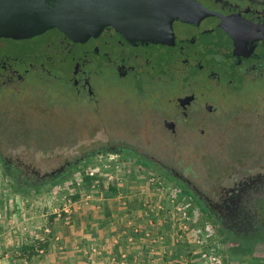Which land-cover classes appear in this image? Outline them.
I'll return each instance as SVG.
<instances>
[{
    "label": "flooded vegetation",
    "instance_id": "obj_1",
    "mask_svg": "<svg viewBox=\"0 0 264 264\" xmlns=\"http://www.w3.org/2000/svg\"><path fill=\"white\" fill-rule=\"evenodd\" d=\"M198 1L210 12L231 17L235 28L246 22L257 42L242 56L231 52L220 59L218 44L195 28L144 43L125 39L113 25L87 39L72 38L59 28L21 39L0 37V95L41 114H52L60 105L85 118L89 147L61 167L96 165L106 153L158 168L189 187L232 238L262 243L264 162L255 163L256 171L234 172L230 184L212 194L175 169L188 168V152L214 150L221 136L230 134L235 151L251 144L256 124L236 123L243 106L260 118L264 145V0ZM249 82L259 88L250 92ZM236 95L243 101H233ZM126 116L142 129L130 128ZM99 133L103 138L95 141ZM0 165L20 182L34 176L35 184H45L55 176L31 174L1 147Z\"/></svg>",
    "mask_w": 264,
    "mask_h": 264
},
{
    "label": "crops",
    "instance_id": "obj_2",
    "mask_svg": "<svg viewBox=\"0 0 264 264\" xmlns=\"http://www.w3.org/2000/svg\"><path fill=\"white\" fill-rule=\"evenodd\" d=\"M52 183L28 193L0 177V264H217L175 191L140 166L90 165Z\"/></svg>",
    "mask_w": 264,
    "mask_h": 264
},
{
    "label": "rangeland",
    "instance_id": "obj_3",
    "mask_svg": "<svg viewBox=\"0 0 264 264\" xmlns=\"http://www.w3.org/2000/svg\"><path fill=\"white\" fill-rule=\"evenodd\" d=\"M246 85L251 90L250 92L259 88L258 84L251 82ZM6 97L5 93L0 95V147L5 155L10 159L17 160V163L31 174L36 175L37 172L39 175L49 174L60 168V165L71 159L73 155H77L78 151H84L89 147V138L84 130L85 118L67 112L60 105L56 106L57 108L52 114H41L39 110L29 107L25 103L10 104L5 100ZM241 98L244 97L236 95L233 97V101H243ZM239 115L240 120L236 123L241 122V127H246L249 123H254L257 126L256 132L254 131L252 134L251 144L239 147L235 151V148L231 146L230 134L221 136L218 144L215 143L214 150H206L202 155L199 152H188L186 155L187 169H184L185 167L175 168L177 171H185V174L193 178L195 183L207 194H212L220 185L230 184L231 180L228 179V176L233 175L234 172H246L247 170V172L249 170L253 172L258 170L255 163L264 162V145L261 144L262 136H260L258 128L260 127V118L245 106L240 108ZM126 119L129 117L126 116ZM132 125L136 130L142 129L137 127L134 119L130 118L128 126L131 128ZM230 126L240 127L239 124ZM234 136L238 138L239 132ZM100 137L103 138L101 133L93 138L98 141ZM205 155L213 156L214 163H211L212 159ZM100 160L111 163L126 161L123 157L106 153L103 157L98 158L99 162ZM253 160L254 162L251 163L250 161ZM87 167L71 166L63 177L55 182L57 183L64 177L67 178L72 172H78ZM142 168L150 173L160 186L170 187L175 191V198L182 201V206L188 213V224L197 227V245L203 251L204 257L213 258L217 264H264V242L256 244L255 242L246 243L235 240L218 227L205 205L184 183L169 177L165 171L158 168L146 166ZM0 177L11 189L28 193L35 192L44 185L50 188L53 186V181L42 185L35 184L34 176L29 179L28 183L15 180L8 176L1 165Z\"/></svg>",
    "mask_w": 264,
    "mask_h": 264
},
{
    "label": "water",
    "instance_id": "obj_4",
    "mask_svg": "<svg viewBox=\"0 0 264 264\" xmlns=\"http://www.w3.org/2000/svg\"><path fill=\"white\" fill-rule=\"evenodd\" d=\"M107 25L142 43L195 28L218 44L220 59L235 52L242 56L258 40L246 22L235 28L231 17L210 12L198 0H0V37L21 39L59 28L72 38L87 39ZM66 170L52 171L53 179Z\"/></svg>",
    "mask_w": 264,
    "mask_h": 264
},
{
    "label": "built area",
    "instance_id": "obj_5",
    "mask_svg": "<svg viewBox=\"0 0 264 264\" xmlns=\"http://www.w3.org/2000/svg\"><path fill=\"white\" fill-rule=\"evenodd\" d=\"M120 162H122V161H117V162L115 161V162L111 163V162H107V161L101 162V160H100V162H98V164H100L101 166H104V167H111L112 165H115V166L119 165ZM98 164H96V165H98ZM91 175H94V172H91Z\"/></svg>",
    "mask_w": 264,
    "mask_h": 264
},
{
    "label": "trees",
    "instance_id": "obj_6",
    "mask_svg": "<svg viewBox=\"0 0 264 264\" xmlns=\"http://www.w3.org/2000/svg\"><path fill=\"white\" fill-rule=\"evenodd\" d=\"M68 171V168H67V170L63 173V174H61L59 177H57V178H55V179H50L48 182H52V181H57L58 179H60V178H62L63 177V175L66 173ZM47 183V182H46ZM38 185H42V184H38Z\"/></svg>",
    "mask_w": 264,
    "mask_h": 264
}]
</instances>
